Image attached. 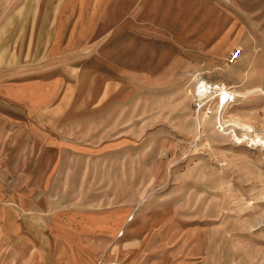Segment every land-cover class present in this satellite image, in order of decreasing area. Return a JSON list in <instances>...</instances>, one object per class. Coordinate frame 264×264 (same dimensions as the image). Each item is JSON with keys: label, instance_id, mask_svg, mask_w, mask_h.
<instances>
[{"label": "rangeland", "instance_id": "1", "mask_svg": "<svg viewBox=\"0 0 264 264\" xmlns=\"http://www.w3.org/2000/svg\"><path fill=\"white\" fill-rule=\"evenodd\" d=\"M39 1L47 29L88 40L61 59L78 144H0L46 258L264 264V0Z\"/></svg>", "mask_w": 264, "mask_h": 264}, {"label": "crops", "instance_id": "2", "mask_svg": "<svg viewBox=\"0 0 264 264\" xmlns=\"http://www.w3.org/2000/svg\"><path fill=\"white\" fill-rule=\"evenodd\" d=\"M31 2L33 7L27 0H0V144L16 133L62 152L78 144L68 133L86 110L78 103L79 82L61 59L78 62L73 53L88 40L80 45L72 35L62 40L60 25L47 29L45 9L39 0ZM70 32L76 29L71 26ZM0 191V264H69L59 256L53 262L46 258L45 231L27 230L20 215L24 200L7 202L12 190L1 177Z\"/></svg>", "mask_w": 264, "mask_h": 264}, {"label": "built area", "instance_id": "3", "mask_svg": "<svg viewBox=\"0 0 264 264\" xmlns=\"http://www.w3.org/2000/svg\"><path fill=\"white\" fill-rule=\"evenodd\" d=\"M239 55H240L239 50H237L235 53H233L231 56V62H235L237 60V58L239 57Z\"/></svg>", "mask_w": 264, "mask_h": 264}, {"label": "bare ground", "instance_id": "4", "mask_svg": "<svg viewBox=\"0 0 264 264\" xmlns=\"http://www.w3.org/2000/svg\"><path fill=\"white\" fill-rule=\"evenodd\" d=\"M199 89L202 90V91H206V89L210 90V88H209L208 86L206 87L204 84H203L202 86H200ZM211 90H212V89H211ZM211 90H210V91H211ZM228 100H229V99H228ZM228 100H226V102H223V101H222V105L227 104Z\"/></svg>", "mask_w": 264, "mask_h": 264}]
</instances>
